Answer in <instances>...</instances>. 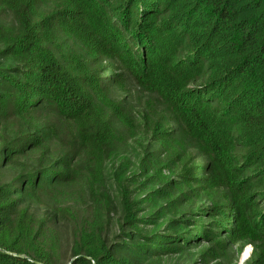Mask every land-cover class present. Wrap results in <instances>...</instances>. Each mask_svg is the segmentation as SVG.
<instances>
[{
  "label": "trees",
  "instance_id": "trees-1",
  "mask_svg": "<svg viewBox=\"0 0 264 264\" xmlns=\"http://www.w3.org/2000/svg\"><path fill=\"white\" fill-rule=\"evenodd\" d=\"M247 245L264 264V0H0V264Z\"/></svg>",
  "mask_w": 264,
  "mask_h": 264
},
{
  "label": "rangeland",
  "instance_id": "rangeland-1",
  "mask_svg": "<svg viewBox=\"0 0 264 264\" xmlns=\"http://www.w3.org/2000/svg\"><path fill=\"white\" fill-rule=\"evenodd\" d=\"M129 142H132V140H129ZM251 245H247L245 248H244V251L242 252V254H241V257H242V255L243 254H246V258L248 257V255H249V253H250V251H251ZM240 257V258H241ZM245 258V259H246ZM243 262V261H242Z\"/></svg>",
  "mask_w": 264,
  "mask_h": 264
},
{
  "label": "water",
  "instance_id": "water-1",
  "mask_svg": "<svg viewBox=\"0 0 264 264\" xmlns=\"http://www.w3.org/2000/svg\"><path fill=\"white\" fill-rule=\"evenodd\" d=\"M246 258V254H243L242 257L240 258L239 264H242V261Z\"/></svg>",
  "mask_w": 264,
  "mask_h": 264
}]
</instances>
